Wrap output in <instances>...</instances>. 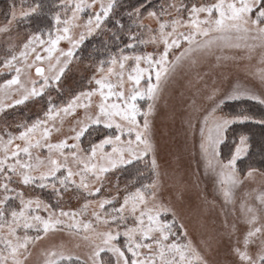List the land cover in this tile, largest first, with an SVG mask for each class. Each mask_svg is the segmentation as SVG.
Instances as JSON below:
<instances>
[{
  "label": "snow or ice",
  "instance_id": "6c2138e0",
  "mask_svg": "<svg viewBox=\"0 0 264 264\" xmlns=\"http://www.w3.org/2000/svg\"><path fill=\"white\" fill-rule=\"evenodd\" d=\"M53 7L46 29L18 30L38 0L0 22V264H264V0ZM95 35L85 84L65 95L62 77ZM181 74L190 94L162 163L155 121ZM248 101L261 110L225 111ZM29 104L34 118H6ZM248 125L261 132L259 166L236 130ZM193 147L210 188L179 166ZM223 247L228 261L215 258Z\"/></svg>",
  "mask_w": 264,
  "mask_h": 264
},
{
  "label": "rangeland",
  "instance_id": "374dc122",
  "mask_svg": "<svg viewBox=\"0 0 264 264\" xmlns=\"http://www.w3.org/2000/svg\"><path fill=\"white\" fill-rule=\"evenodd\" d=\"M14 1V0H10ZM19 5V1L16 3ZM12 3V4H13ZM160 3V0L156 1V4ZM10 9V7H9ZM9 10L7 11V13ZM5 16L0 13V22L5 21ZM21 24V23H20ZM18 26V30L23 33L25 30L24 26L20 25ZM64 46L63 42L62 45ZM79 56V55H78ZM89 62L86 60H82L79 63H73L71 66V71H66L65 76L62 77V87L64 89L65 95H70L71 93L75 91H79L85 84V81L83 80L84 68L87 66ZM10 76H8L6 73H0V82H2L4 79H8ZM186 77L181 74L177 77V81L170 86L168 92L166 93V98L168 101V107L161 109L160 114L157 116L155 121V127L157 130V142L160 146V152L159 156L162 163H168L171 159L169 156V151L173 144V139L175 138V131L179 128V120L176 121L175 125L172 123V111L176 110L179 111L181 107L183 106L182 98H181V92L183 91L184 94V101L187 100V97L189 96L188 90L183 87L185 84ZM240 79L244 80L243 74H240ZM55 96V93H53ZM251 102V101H249ZM255 104L254 102H252ZM257 107L259 105L255 104ZM261 107V106H259ZM226 110V109H225ZM38 111V108L35 105L29 104L28 107L24 106H18L15 109H8L7 110V119L9 121L16 119V120H22L25 118L32 119L35 117L36 113ZM227 111V110H226ZM0 118H4V114H0ZM230 142V141H229ZM190 146L193 144V141H189ZM198 148L193 147L191 148V151L189 154L185 155L180 161L179 166L182 170H190L191 172H199L200 174V180H201V187L208 186L211 187V182L206 179L203 175V169L197 167V161L199 160L198 154L193 156L191 153L197 152ZM119 179V181L123 184L127 181L128 175L122 174V172H118L116 176L113 177V179ZM49 194L45 192V196H48ZM188 200H190L195 207L197 204V197L196 192L193 190L191 193H189L186 197ZM73 204H75V201H73ZM237 214H238V206H237ZM214 214L209 216V219L212 218ZM233 217L229 216V220H232ZM217 221L219 222V218L217 217ZM190 231L191 225H189ZM193 238H196V233L193 232ZM47 243V241L45 242ZM220 260L228 261L230 260V257L228 256L227 248L223 247L219 250V254L215 257Z\"/></svg>",
  "mask_w": 264,
  "mask_h": 264
},
{
  "label": "trees",
  "instance_id": "16d2710c",
  "mask_svg": "<svg viewBox=\"0 0 264 264\" xmlns=\"http://www.w3.org/2000/svg\"><path fill=\"white\" fill-rule=\"evenodd\" d=\"M16 3L20 0H14ZM10 0H0V13L2 15H6L7 11L9 10L10 5L14 2ZM157 0H152L153 4H156ZM29 2H37V0H29ZM38 2L42 5V8L39 13L33 14L28 18V22L24 23L21 22L20 25L24 26L25 29L36 31L40 29H46L51 20V13L55 12L57 9L53 7L54 4L58 3V0H38ZM120 3L124 7L128 6H134L138 3V0H120ZM111 26V25H109ZM103 37L99 35H95L93 37H89L85 43L81 46L80 49H77L76 54L79 56H82L84 59L89 62L88 57L91 52L95 48H99L101 45V40ZM226 112H239L242 109H247L253 112H259L261 110V107H257L252 102H228V106L225 108ZM237 132L239 131H247L251 137H252V151L254 153V160L253 162L256 164V166H259L261 163V132L258 126H237L236 128ZM244 163H248L247 160L244 161ZM122 174H127L125 172H122ZM128 175V174H127Z\"/></svg>",
  "mask_w": 264,
  "mask_h": 264
}]
</instances>
